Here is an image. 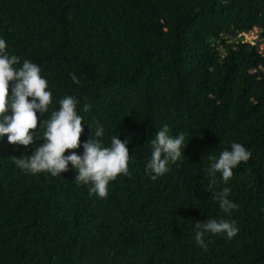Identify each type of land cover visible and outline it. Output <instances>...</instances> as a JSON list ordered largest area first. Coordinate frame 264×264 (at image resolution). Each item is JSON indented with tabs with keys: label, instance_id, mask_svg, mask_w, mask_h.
I'll list each match as a JSON object with an SVG mask.
<instances>
[{
	"label": "trees",
	"instance_id": "obj_1",
	"mask_svg": "<svg viewBox=\"0 0 264 264\" xmlns=\"http://www.w3.org/2000/svg\"><path fill=\"white\" fill-rule=\"evenodd\" d=\"M0 37L41 66L50 108L74 95L106 145L129 140L130 173L109 182L106 198L89 195L71 167L25 174L14 157L33 145L5 134L0 264H264V0H0ZM85 121L81 141L91 134ZM165 123L186 144L152 180L149 141ZM233 141L251 156L227 182L219 173L212 182L209 155ZM226 187L230 213L214 199ZM212 218L239 231L206 234L204 250L194 223Z\"/></svg>",
	"mask_w": 264,
	"mask_h": 264
},
{
	"label": "clouds",
	"instance_id": "obj_2",
	"mask_svg": "<svg viewBox=\"0 0 264 264\" xmlns=\"http://www.w3.org/2000/svg\"><path fill=\"white\" fill-rule=\"evenodd\" d=\"M41 66L29 59L10 54L7 42L0 37V140L5 138L10 144L33 145L30 154L14 157V165L25 174L48 173L61 176L71 167L75 171L74 181L78 185L88 186L89 195L106 198L109 182L118 174L130 175L128 168L129 140L110 137L106 145L102 139L105 129L99 122L90 126L77 112L79 99L74 95H64L52 105V91L45 76L41 74ZM72 80L79 83L71 74ZM10 89V92H9ZM85 104L83 110L87 111ZM43 118L39 120L38 115ZM85 121L91 130L88 139L81 141L83 131L81 121ZM42 129V133L39 130ZM36 141H40L36 143ZM183 133L172 135L169 125L163 124L149 141L150 157L145 162V174L152 180L170 171V165L182 158L185 147ZM78 154L68 149L81 148ZM251 152L240 142H231L219 155H209L206 172L214 181L217 173L222 181L227 182L233 175V169L241 162H247ZM230 189L224 188L217 193L219 208L230 213L237 208L229 199ZM239 231L235 220L221 218L206 219L194 223L193 239L195 244L206 250L203 237L206 234H218L231 240Z\"/></svg>",
	"mask_w": 264,
	"mask_h": 264
}]
</instances>
